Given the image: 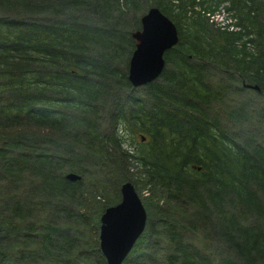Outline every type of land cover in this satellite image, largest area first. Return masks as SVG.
<instances>
[{"label":"trees","instance_id":"16d2710c","mask_svg":"<svg viewBox=\"0 0 264 264\" xmlns=\"http://www.w3.org/2000/svg\"><path fill=\"white\" fill-rule=\"evenodd\" d=\"M151 5L174 22L178 40L139 93L126 78L130 32ZM219 6L237 28L209 20ZM127 129L139 135L128 142L130 152L121 144ZM129 158L139 165L136 175ZM67 170L80 178L66 179ZM26 175L45 195L42 204L58 196L83 205L87 195L72 188L95 177L100 186L113 185L114 202L120 182L136 179L195 204L190 218L175 206L159 220L166 231L146 224L149 234L134 245L151 234L167 245L146 264H264V0H0V222L19 234L4 237L3 229L0 264H39L47 256L30 246L32 239L44 248L63 240L59 262L77 242L56 235L59 226L49 228L53 235L46 228L32 237L30 201L14 190ZM104 197L93 208L97 223L112 203ZM142 203L146 214L149 206L161 209ZM201 221L216 224L212 238L221 257L205 237H187ZM86 246L90 258L105 264L96 229ZM63 263L85 264L80 257Z\"/></svg>","mask_w":264,"mask_h":264},{"label":"rangeland","instance_id":"374dc122","mask_svg":"<svg viewBox=\"0 0 264 264\" xmlns=\"http://www.w3.org/2000/svg\"><path fill=\"white\" fill-rule=\"evenodd\" d=\"M219 12L215 13L213 15V19L215 21H223L225 23H235V18L231 16V14L225 10H223V7L219 6ZM123 61V60H122ZM211 81V80H209ZM213 82V81H212ZM138 92L142 93L141 88L137 87ZM126 93V92H124ZM140 97H142L139 94ZM228 98L230 100L235 99V93L229 94ZM227 103V102H226ZM103 118L105 119V115H103ZM232 121V120H231ZM224 123V121H222ZM240 123L237 121L234 122V126H238ZM128 128V127H127ZM127 129L125 132L123 131L124 136V143L129 142L130 140L137 141L138 140V132L135 131V135L131 134V131ZM143 139H146L145 137ZM141 139V140H143ZM145 141V140H144ZM135 144V143H134ZM123 148H126V150H130V145L127 143L126 147L122 146ZM130 152V151H129ZM129 162L131 166L129 167L130 170H133L132 175H136L138 173V167L139 165L136 164V162H133L129 158ZM94 170V174L97 172L95 168H92ZM25 175V174H24ZM142 175V174H141ZM140 175V176H141ZM135 177V176H134ZM132 177V179H135ZM34 178V177H33ZM33 178L29 175H26V180L24 183L22 182H16L14 190L19 192H23L26 194V197L30 201V207H31V213L29 215H32L30 218L27 217L26 222L34 224L36 229L32 232V237H39V235L34 236V234L40 232L41 230H44L46 228L45 232H49L50 235H53L54 229H49L50 227L59 226L60 229L57 230L56 235H62L66 238L76 240L77 244L79 242H82L84 245V248H81L84 252L81 254H78L79 252V245L73 246L71 251L68 253L69 255L64 256L63 259H74L75 257L83 258V261L85 264H97V260L90 258V251L87 248L86 244L90 241V237L93 236L94 230L96 229V235H97V222H95L94 217V210L93 208H99L102 206L103 200H106L104 196L110 195V200L112 203H114V200L117 197V193L115 194V188L113 185H101V182L98 181L99 179L92 178L90 180H86L83 182V186L78 187L76 190L73 187V192H78L79 190L84 192L85 196L87 195L86 199L82 200L81 206H79V198L73 202H70V204L66 201H63L64 206L62 202H60L58 196H52V203L49 202H43L45 200V195L41 193V191L38 192L37 187L33 185L35 182ZM143 178V177H142ZM130 181V180H129ZM131 182V181H130ZM106 187L105 190H107L109 193L103 194L102 188ZM134 187L138 193L139 198L142 202L150 201L152 200L153 204L157 205L158 207H161L160 210L157 211L151 210L150 206L148 207L149 211L148 214H146L145 218V226L142 231V233H148L150 232L147 228L146 224L148 223L150 226H152V230L155 233H160L161 230H165L166 226L163 222L162 225L159 223V220H162L164 218H168L172 215V212L176 213V208L181 212L182 216H186L187 218H190L191 211H195V204L186 203L185 199H176L178 197H170L167 190H164L159 185L155 184L152 180H149L147 182H144V180H140L139 182H134ZM84 189L86 191H84ZM148 189L152 191V195L147 198L148 195ZM118 190V188H117ZM116 190V191H117ZM77 194V193H74ZM167 194V195H166ZM119 196V192H118ZM74 199L77 197V195L73 196ZM168 198V200L166 199ZM145 200H144V199ZM69 201V200H68ZM101 202V206H99ZM107 202H110L107 200ZM60 203L62 205L60 206ZM111 204V203H110ZM96 205V207H95ZM99 206V207H98ZM67 209V210H66ZM68 212V213H67ZM100 212V211H99ZM76 213H80V215H77ZM99 215V214H98ZM48 223L49 225H45V223ZM151 223V224H150ZM196 226L192 228V233L187 234V237H205L210 243L209 247L212 248V246H215L213 249L214 252H217L218 254H222L223 249H219L217 245V241H215L212 237H218V234L216 231L218 229H215L216 224H208L203 221L201 223L195 224ZM8 227V228H7ZM7 228V234L4 237H18L19 234H17L15 227L13 224H4L3 222H0V238L3 237V229ZM61 229H65V232ZM61 230V231H60ZM166 231V230H165ZM27 232V231H26ZM152 233V232H151ZM27 235H30V233H26ZM145 235V234H144ZM153 235H146L143 239L140 240L139 243L134 245V248L130 250V252L126 255L125 259L127 263L121 262V264H146L150 259L154 258V256L158 257L161 252L165 251L167 248V245L163 238L159 237H152ZM56 237V236H55ZM160 237H164L160 236ZM32 239V238H31ZM0 239V249L2 250V246L4 245L3 241ZM39 242V239L37 241L35 239H32V244L30 245L32 248L37 247V249L44 251L43 253L46 254V258H43L42 260H39V264H64L63 259L61 261H55V255L58 253H61L59 249L63 245V240L60 242H54L53 240L50 243L44 242L45 248L41 247L42 244L36 243ZM18 246L23 245L22 242L17 243ZM135 246L139 248L138 251H136ZM27 249V248H26ZM92 249V247H91ZM0 250V253H1ZM28 251H31L30 249H27ZM66 251V249H65ZM146 253L148 256H145L142 253ZM50 254V256H49ZM63 255V253H61ZM142 255V256H141ZM52 257V258H51ZM44 260V261H43ZM46 262V263H45ZM9 264H12L11 262ZM14 264H17V262L14 261Z\"/></svg>","mask_w":264,"mask_h":264},{"label":"water","instance_id":"95a60500","mask_svg":"<svg viewBox=\"0 0 264 264\" xmlns=\"http://www.w3.org/2000/svg\"><path fill=\"white\" fill-rule=\"evenodd\" d=\"M134 40L126 67V78L132 87L156 78L164 65L163 52L177 42L173 21L155 6H149L139 16V27L131 30ZM257 88L255 84H245ZM63 176L76 180L80 175L66 171ZM120 198L107 205L99 215L98 249L106 264H120L145 224L146 213L133 184L122 181Z\"/></svg>","mask_w":264,"mask_h":264},{"label":"bare ground","instance_id":"6f19581e","mask_svg":"<svg viewBox=\"0 0 264 264\" xmlns=\"http://www.w3.org/2000/svg\"><path fill=\"white\" fill-rule=\"evenodd\" d=\"M141 200V199H140Z\"/></svg>","mask_w":264,"mask_h":264}]
</instances>
